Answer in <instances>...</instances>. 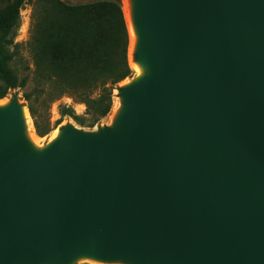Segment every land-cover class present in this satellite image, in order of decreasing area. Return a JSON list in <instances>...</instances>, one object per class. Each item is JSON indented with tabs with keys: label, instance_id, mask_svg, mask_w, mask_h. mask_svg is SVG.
<instances>
[{
	"label": "water",
	"instance_id": "95a60500",
	"mask_svg": "<svg viewBox=\"0 0 264 264\" xmlns=\"http://www.w3.org/2000/svg\"><path fill=\"white\" fill-rule=\"evenodd\" d=\"M135 22L152 71L116 130L32 153L0 111V264H264V0H138Z\"/></svg>",
	"mask_w": 264,
	"mask_h": 264
},
{
	"label": "trees",
	"instance_id": "16d2710c",
	"mask_svg": "<svg viewBox=\"0 0 264 264\" xmlns=\"http://www.w3.org/2000/svg\"><path fill=\"white\" fill-rule=\"evenodd\" d=\"M25 2L33 9L27 43L33 70L31 76L21 77L13 63L21 54L16 37ZM129 42L124 11L116 0L78 5L62 0H0V100L12 90H24L42 137L48 133L41 130L40 120L64 97L84 104L87 114L105 118L113 109L118 85L134 75ZM62 114L79 120L71 107L64 106Z\"/></svg>",
	"mask_w": 264,
	"mask_h": 264
},
{
	"label": "rangeland",
	"instance_id": "374dc122",
	"mask_svg": "<svg viewBox=\"0 0 264 264\" xmlns=\"http://www.w3.org/2000/svg\"><path fill=\"white\" fill-rule=\"evenodd\" d=\"M62 1H64L69 5H78V4H86L97 0H62ZM116 1H118L121 4L126 17L127 13L125 10L124 0H116ZM32 15H33L32 6L28 2H25V4H23L20 11V27L16 37V43L22 45L20 49L21 54L20 57H18L17 60L13 63V67L16 69V71L19 73L21 77H24L27 74H30L31 76V71L33 70V60L27 48V43L30 37ZM129 41H130V34H129ZM129 46H130V42H129ZM128 58H129V63L132 66V63L137 62L136 61L138 59L137 52H135L132 56H130V53L128 51ZM144 78H147V74ZM135 79H136V72H134V75L131 78H129L127 81H125V83L122 82L121 84L118 85V89L114 91L113 109L111 113L105 118L97 119L92 115L87 114V108L84 104L75 103L73 99L69 97H64L60 101L55 102L51 106L46 117L40 120L41 130L48 133L46 136L42 137L37 133L34 120L30 114L34 132L29 131V136L30 139L35 144H39L38 152H41L50 143L55 132H63V130L67 127H72L74 129L94 135H99L105 131L116 130L119 126L120 119L114 118V112H113L114 107L118 103V100L122 99V90L125 89L126 85L130 84V82L134 81ZM31 85H32V81H29L27 88L30 89ZM24 92L25 91L22 89L12 90L9 92L5 100L12 102L13 100L16 99L18 100L20 106L26 108L29 111L28 104L24 100ZM64 106L71 107L74 110L75 114L79 117V120H75L71 116H64L62 114V108ZM104 264H109V263H104Z\"/></svg>",
	"mask_w": 264,
	"mask_h": 264
},
{
	"label": "bare ground",
	"instance_id": "6f19581e",
	"mask_svg": "<svg viewBox=\"0 0 264 264\" xmlns=\"http://www.w3.org/2000/svg\"><path fill=\"white\" fill-rule=\"evenodd\" d=\"M125 2V10H126V19L129 34H130V46H129V53L130 56H132L135 52H137L140 49L141 43H142V34L140 29L137 27L135 19H136V11H137V2L138 0H124ZM125 15V14H124ZM132 70L136 72V79L134 81H131L130 84L126 85L125 88H130L140 82L143 81L146 74L151 73L152 69L150 65H148L146 62H136L132 63L131 66ZM150 76V74H149ZM128 80V79H127ZM125 80V81H127ZM125 81L123 83H125ZM11 105V102L5 99L0 100V111L7 110ZM126 111V99L122 96L121 100H118V103L114 107V118L120 119L121 116ZM20 118L22 122L23 127V137L26 142V146L32 153L38 152V146L39 144H35L29 136V131L34 132V128L32 126L30 113L26 108H21L20 110ZM35 136V135H34ZM38 137V136H37ZM63 138L62 132H55L53 135V138L51 139L50 143L41 151H47L53 144L60 141ZM134 264L131 262H126L122 260H103L100 257H97L92 254H77L74 256L68 264ZM47 264V263H45Z\"/></svg>",
	"mask_w": 264,
	"mask_h": 264
}]
</instances>
